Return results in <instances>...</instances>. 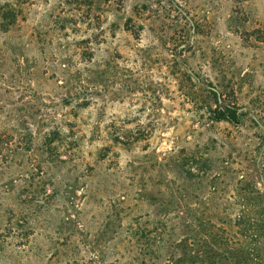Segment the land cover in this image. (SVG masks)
<instances>
[{
	"label": "rangeland",
	"instance_id": "1",
	"mask_svg": "<svg viewBox=\"0 0 264 264\" xmlns=\"http://www.w3.org/2000/svg\"><path fill=\"white\" fill-rule=\"evenodd\" d=\"M197 203L254 249L264 0H0V264H146L135 225L175 249Z\"/></svg>",
	"mask_w": 264,
	"mask_h": 264
},
{
	"label": "trees",
	"instance_id": "2",
	"mask_svg": "<svg viewBox=\"0 0 264 264\" xmlns=\"http://www.w3.org/2000/svg\"><path fill=\"white\" fill-rule=\"evenodd\" d=\"M212 93L217 95L215 91ZM213 112L215 113L216 122L230 124L238 122V112L233 107L217 109ZM216 207L218 206L195 204L190 207L191 217H187L184 222L182 221L183 224L178 221V219L183 218L178 214L179 217L175 218L180 226L178 231L184 227L190 235L186 238H180L175 245V249L172 246L173 239L168 242L162 241V232L168 227L170 221L165 222L167 224H155L156 227L151 232L144 229L142 223L141 225L138 223L135 225L134 232L131 233L133 234L130 239L132 248L140 251V256L142 255V260L144 259L146 264H264V206L253 205L250 217L245 216L248 214L249 209L240 211L239 220L245 219L241 226L243 230L249 232L248 237L254 243L252 244L253 247L255 245L254 249L250 248L246 241L234 243L239 247L238 249H222L225 239H223L220 230L213 231L215 227L210 221L214 214L211 212L212 208H215L219 213L222 212L221 209ZM170 225L171 229L176 226ZM211 233L215 235L212 236V240L209 239ZM164 244L170 247L168 250H175V257L172 252L169 257L165 256L164 260L160 262V256L157 253L166 249ZM212 244L213 246H211ZM153 249L156 250L152 251Z\"/></svg>",
	"mask_w": 264,
	"mask_h": 264
}]
</instances>
